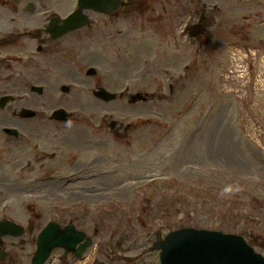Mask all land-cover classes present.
<instances>
[{
	"label": "rangeland",
	"instance_id": "374dc122",
	"mask_svg": "<svg viewBox=\"0 0 264 264\" xmlns=\"http://www.w3.org/2000/svg\"><path fill=\"white\" fill-rule=\"evenodd\" d=\"M144 3L158 23L119 22L125 34L91 55L100 84L118 88L127 77L154 95L95 104L98 125L112 115L140 138L129 158L103 167V180L62 185L91 188L94 202L75 201L89 232L96 225L97 239H123L140 264H159L154 242L182 226L240 234L264 255V0ZM201 16L206 32L189 37ZM12 109H0L3 124Z\"/></svg>",
	"mask_w": 264,
	"mask_h": 264
},
{
	"label": "flooded vegetation",
	"instance_id": "af4514ba",
	"mask_svg": "<svg viewBox=\"0 0 264 264\" xmlns=\"http://www.w3.org/2000/svg\"><path fill=\"white\" fill-rule=\"evenodd\" d=\"M144 2L0 0V109L13 106L9 124L0 118V264H34L39 236L48 226L51 236L71 231L82 237L66 239L72 249L54 245L41 264L143 260L124 253L129 248H123V239H97L98 226L89 232L87 211L75 201L94 202L91 188L62 184L103 180V167L129 158L131 142L139 137L133 136L139 127L112 115L100 116L104 125H98L95 104H134L154 95L132 90L135 82L127 77L118 88L100 84V65L91 55L112 49L114 39L125 34L119 22L158 23L160 17H149ZM203 18L197 24L205 26ZM113 67L107 71L111 76Z\"/></svg>",
	"mask_w": 264,
	"mask_h": 264
},
{
	"label": "water",
	"instance_id": "95a60500",
	"mask_svg": "<svg viewBox=\"0 0 264 264\" xmlns=\"http://www.w3.org/2000/svg\"><path fill=\"white\" fill-rule=\"evenodd\" d=\"M205 26L193 24L189 34L194 36ZM142 95V94H140ZM145 99L144 96H142ZM4 100H0L2 107ZM82 235L67 231L66 234L51 236V227L45 228L39 236V245L34 257V264H41L54 245L72 249L66 239L79 240ZM50 239V243L46 242ZM153 248L159 251V264H264V255L256 251L245 238L237 233L216 229L182 226L168 231L164 237L154 242ZM84 249V245L81 246Z\"/></svg>",
	"mask_w": 264,
	"mask_h": 264
}]
</instances>
